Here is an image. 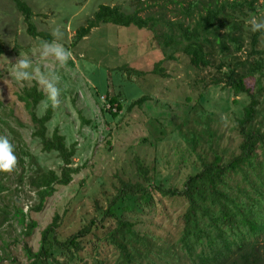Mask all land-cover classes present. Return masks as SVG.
<instances>
[{"label": "trees", "instance_id": "obj_1", "mask_svg": "<svg viewBox=\"0 0 264 264\" xmlns=\"http://www.w3.org/2000/svg\"><path fill=\"white\" fill-rule=\"evenodd\" d=\"M14 1L29 35L52 41L46 33L35 30L32 10ZM261 1L162 0L159 8L163 13L158 18H143L138 9L126 12L119 6L103 5L77 31L72 45L105 25L148 29L165 60H177L176 55L181 54L195 70L213 69L214 74L198 79V88L183 100L188 115L172 124L171 134L185 143L197 164L178 187L157 178L156 160L147 166L136 158L133 179L114 175L101 183L89 197V213H79L75 207L65 209L41 232L37 251L24 244L27 264H264V48L259 49L264 33L252 32L248 23L251 17H262ZM169 4L179 8L183 19L165 18ZM2 47L0 42V53ZM162 63L157 62L152 71L158 78L165 77ZM120 70L139 80L146 76L126 66ZM248 80H252V88H248ZM218 86L249 100L232 128L239 137L233 150L221 147L225 135L213 125L222 120L202 103L208 88ZM127 97L121 90L108 94L102 113L115 119L123 110L130 113L151 98L146 95L126 103ZM19 99L30 110L33 137L39 140L42 151L55 153L61 161L59 172L40 168L32 172L29 183L40 201L37 212L57 187L71 184L80 168L73 162L76 144L68 146L59 129L48 133L52 109L42 117L36 114V107L44 99L37 86L26 88ZM169 198L183 200L185 205L179 216L178 235L167 241L150 227L158 205ZM21 223H25L24 218ZM35 226L34 222L27 224L25 234L30 235Z\"/></svg>", "mask_w": 264, "mask_h": 264}, {"label": "rangeland", "instance_id": "obj_2", "mask_svg": "<svg viewBox=\"0 0 264 264\" xmlns=\"http://www.w3.org/2000/svg\"><path fill=\"white\" fill-rule=\"evenodd\" d=\"M19 1L32 10L31 23L38 33H46L53 40V30L61 29L63 37L59 42L71 51L72 57L63 67L51 57L41 58L39 46L44 40L29 35L28 25L17 11L14 0H0V42L3 43L0 53V135L9 138L17 156L12 172H0V264H27L22 250L24 244L37 251L41 232L65 209L75 207L79 213H89V197L101 183L114 175L133 179L136 158L145 161L147 166L156 160L157 178L168 186L180 187L195 171L197 162L186 151L185 143L176 134H171L173 125L188 115L183 100L198 88V79L214 74L213 69L191 68L189 59L181 54L176 55L177 60H165L148 29L105 25L93 29L89 36L72 45L77 31L87 25L100 6H119L126 12L138 9L143 18L148 15L158 18V14L163 13L159 8L162 0L156 3L154 0H140L141 3L138 0ZM168 10L164 11L165 18L183 19L177 6L169 4ZM260 14L264 17V9ZM263 48L264 41L259 49ZM25 56L32 61L33 69L39 68L46 76L58 77L59 107L51 106L38 75L24 82L14 79L15 63ZM161 60L165 77L158 78L152 71ZM124 66L146 76L142 80L134 74L130 76L120 70ZM252 83V80L247 81L248 88H252ZM33 85L44 94L43 101L35 109L36 114L42 117L48 108L52 109L48 133L52 135L59 129L68 146L76 144L73 162L74 167L80 168L71 184L57 187L44 202L42 210L37 212L35 208L40 201L29 183L32 172L39 168L59 172L61 161L55 153H44L39 140L33 137L35 128L30 110L19 99L24 90ZM115 90L128 96L126 103L146 95L151 98L142 107H135L130 113L123 110L117 118L111 119L102 113V108L106 96ZM202 103L206 110L222 120L213 125L225 135L221 147L236 149L239 137L232 128L249 100L218 86L208 88ZM144 139L148 141L144 142ZM184 205L179 199L162 200L156 214L152 215L155 216L154 225L150 227L155 228L157 236H165L169 241L170 237L178 235L179 216ZM31 222L36 226L30 235H26V225Z\"/></svg>", "mask_w": 264, "mask_h": 264}, {"label": "clouds", "instance_id": "obj_3", "mask_svg": "<svg viewBox=\"0 0 264 264\" xmlns=\"http://www.w3.org/2000/svg\"><path fill=\"white\" fill-rule=\"evenodd\" d=\"M248 23L252 32L264 33V17H251ZM52 36L54 37L52 41H44L39 46L40 56L43 59L51 57L60 67H63L72 57V53L59 42L63 37L59 27L53 30ZM37 75L51 106L59 107L61 92L57 87L58 77L56 75L46 76L40 72L39 68L33 69L32 61L27 56L17 59L13 69V77L17 82L31 80ZM16 164L17 156L13 144L8 137L0 135V172H12Z\"/></svg>", "mask_w": 264, "mask_h": 264}]
</instances>
